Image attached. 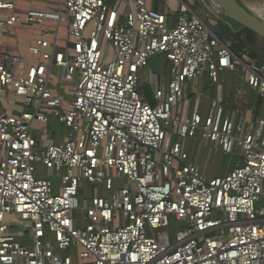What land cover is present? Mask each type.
Instances as JSON below:
<instances>
[{"label": "built area", "instance_id": "2783aa9c", "mask_svg": "<svg viewBox=\"0 0 264 264\" xmlns=\"http://www.w3.org/2000/svg\"><path fill=\"white\" fill-rule=\"evenodd\" d=\"M40 1L22 17L0 0V107L14 97L20 110L0 112V264H264V64L237 55L199 0H159L166 12L157 0ZM16 25L41 33L24 75L29 60L1 50ZM157 56L167 76L148 75ZM226 72L241 84L227 98L189 97ZM51 118L62 143L35 135ZM204 148L235 167L208 177Z\"/></svg>", "mask_w": 264, "mask_h": 264}, {"label": "crops", "instance_id": "0c3cea01", "mask_svg": "<svg viewBox=\"0 0 264 264\" xmlns=\"http://www.w3.org/2000/svg\"><path fill=\"white\" fill-rule=\"evenodd\" d=\"M16 8L13 12L5 13L4 15H19L22 17H25L27 12L33 8H44L45 3L40 0H12ZM150 5L152 7H155L156 9L166 12V8L164 5L159 4V0L156 2H150ZM50 25L53 26L52 23ZM10 34H12L10 36ZM40 30L36 26H27V25H16L14 27H10L8 29V32H6L5 38H4V44L2 47V52L11 54V55H18L26 57L29 60L28 65H21L18 68V73L24 75L28 71L29 67L35 63H37V58H34L28 51L29 47L34 45L36 41L40 38ZM14 36V37H12ZM69 37L67 33V28L65 27V34L63 37L60 36L58 39V46L60 48H66L69 45ZM158 65V67H157ZM162 67L167 68L168 64L166 62V59L164 57L157 56L155 58H152L150 60V64L148 69L146 70L148 72V75L150 73H156L160 76H167L165 73V70L162 72ZM152 68L156 69L155 72H149L148 70H151ZM168 74H169V67H168ZM234 77L236 79L235 83L230 81L229 78ZM225 83L221 84V87L219 86H211V82L207 76H204L202 78H199L197 81H195L188 89V95L189 97L192 95H196L198 93H204L207 94L206 99L208 98H219V99H225L227 98L232 92H234L236 89L240 87V80L231 72H226L225 74ZM247 95L251 101V103H255L257 101L256 94L249 88L246 87ZM60 94H65L64 91H58ZM17 102V99L14 97H11L9 101H7L2 108L0 107V112L4 111L8 114H17L20 110L18 108H15V106H12L11 103ZM260 102V101H259ZM258 103V101H257ZM261 105V103H260ZM259 106V103H258ZM260 107V106H259ZM260 115H264V111H259ZM35 135L38 138V140L42 143L47 144L48 138L54 139L56 143H62L67 135L68 129L61 123H59L55 118H51L50 122L48 124H35ZM46 129V133H44V130ZM61 129V130H60ZM59 130L61 131L62 137H59L57 134H59ZM47 134V135H46ZM187 142V145L184 147L189 152H193L195 142L194 141H185ZM201 166L205 170V174L208 177H214V176H223L226 173L230 172L234 167L236 163L235 157L225 158L223 155L217 153L214 154L211 150V148H204L201 154L200 159Z\"/></svg>", "mask_w": 264, "mask_h": 264}, {"label": "rangeland", "instance_id": "374dc122", "mask_svg": "<svg viewBox=\"0 0 264 264\" xmlns=\"http://www.w3.org/2000/svg\"><path fill=\"white\" fill-rule=\"evenodd\" d=\"M242 5H244L247 9H249L253 14H255L256 16H258L259 18L264 20V0H238ZM263 12V13H262ZM208 14V13H207ZM208 21L211 24V26H213V28L215 30L218 31L219 35L223 38V40L227 41L228 43H231L233 45V50L236 52L237 55L239 56H243L244 54H248L252 59L258 61L259 64H264V40L261 39L260 37L257 36V40H256V44L255 45H250L247 42H245L246 40V36L245 38L241 39L240 36H238L237 34H235L234 32H236V28H239V25L237 24H232V26L227 25L224 21L222 20H218L216 18H214L212 15L208 14ZM48 31L51 33V36L54 35V26L49 25L48 24ZM65 34V26L63 27L62 31H61V37H63ZM12 34H10L11 36ZM14 37V36H12ZM237 41V42H236ZM155 58V57H153ZM158 67V65H157ZM165 70L166 75H168V67L164 69V67H162V70H160L161 72ZM149 72H155L156 69L152 68L151 70H148ZM230 81L234 82L236 81V79L234 77L229 78ZM141 91L142 93L146 96V98L152 103L154 104V99H153V91L152 88L149 86V84L146 82V78L143 77L142 82H141ZM248 97V95H247ZM249 100V97H248ZM259 106H260V102ZM258 106V108H259ZM188 105L185 104L184 108L182 110V113L186 112ZM235 109H240L241 111H245L246 107L243 106L242 102H238L235 105ZM61 130V129H60ZM59 130V134H57L58 136L57 139H59V137H62L61 135V131ZM185 146L187 145V142L185 143ZM45 175H48L52 178L55 188L57 190L58 188V180L57 178L53 175V173L50 172H46ZM104 192V188L103 187H96L94 190L90 187L86 189V194L89 195V197L92 196H100L102 195ZM106 195V194H104Z\"/></svg>", "mask_w": 264, "mask_h": 264}, {"label": "water", "instance_id": "95a60500", "mask_svg": "<svg viewBox=\"0 0 264 264\" xmlns=\"http://www.w3.org/2000/svg\"><path fill=\"white\" fill-rule=\"evenodd\" d=\"M206 12L227 25L237 24L264 40V20L238 0H199Z\"/></svg>", "mask_w": 264, "mask_h": 264}, {"label": "trees", "instance_id": "16d2710c", "mask_svg": "<svg viewBox=\"0 0 264 264\" xmlns=\"http://www.w3.org/2000/svg\"><path fill=\"white\" fill-rule=\"evenodd\" d=\"M236 32H234L235 34H237L238 36L241 37V39L245 38L246 36V40L245 42H247L250 45H255L256 44V40H257V36L256 34H254L253 32H251L248 29H245L241 26H239V28H236ZM218 32V31H217ZM245 35V36H244ZM235 52V51H234ZM236 53V52H235Z\"/></svg>", "mask_w": 264, "mask_h": 264}, {"label": "bare ground", "instance_id": "6f19581e", "mask_svg": "<svg viewBox=\"0 0 264 264\" xmlns=\"http://www.w3.org/2000/svg\"><path fill=\"white\" fill-rule=\"evenodd\" d=\"M263 13V12H262Z\"/></svg>", "mask_w": 264, "mask_h": 264}]
</instances>
